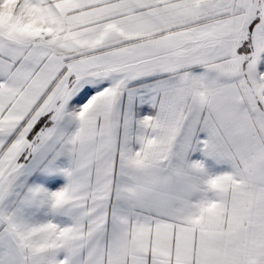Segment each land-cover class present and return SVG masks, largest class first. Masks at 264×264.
<instances>
[{"label": "snow or ice", "instance_id": "obj_1", "mask_svg": "<svg viewBox=\"0 0 264 264\" xmlns=\"http://www.w3.org/2000/svg\"><path fill=\"white\" fill-rule=\"evenodd\" d=\"M0 264H264V0H0Z\"/></svg>", "mask_w": 264, "mask_h": 264}]
</instances>
